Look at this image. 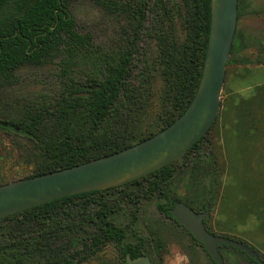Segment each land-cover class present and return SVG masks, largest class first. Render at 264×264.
<instances>
[{"label": "trees", "instance_id": "1", "mask_svg": "<svg viewBox=\"0 0 264 264\" xmlns=\"http://www.w3.org/2000/svg\"><path fill=\"white\" fill-rule=\"evenodd\" d=\"M74 1L0 0L1 88L16 85L17 70L27 65L50 64L59 79L56 91L44 90L0 107V130L23 137L36 164L33 174L1 178L0 185L64 170L142 142L175 122L198 90L211 0H90L122 21L118 44L108 48L79 31L71 10ZM241 15L239 5L238 19ZM145 40L156 45L149 59ZM242 46L236 32L231 54ZM250 62L249 57L243 61ZM206 135L181 158L139 180L1 219L0 264H78L109 244L120 251L118 264H126L127 255H147L152 264H162L164 245L158 240L153 250L145 243L127 242L112 198L133 190L134 204L141 194L154 195L162 200L158 210L170 219V210L179 202L204 212L209 200L201 194L178 198L172 180L177 162L200 150ZM205 225L211 232L206 220ZM223 248L232 249L220 246L221 254Z\"/></svg>", "mask_w": 264, "mask_h": 264}, {"label": "rangeland", "instance_id": "2", "mask_svg": "<svg viewBox=\"0 0 264 264\" xmlns=\"http://www.w3.org/2000/svg\"><path fill=\"white\" fill-rule=\"evenodd\" d=\"M239 5L242 15L236 32L243 46L231 54L227 65L217 118L201 149L177 162L172 188L180 199L196 194L208 199L210 213L205 220L210 231L251 247L264 261V0H238ZM71 10L79 31L91 34L95 44L107 48L118 44L120 18L90 0H75ZM142 43L145 57L151 58L154 40ZM247 57L252 60L249 64L243 63ZM16 74V85L0 86V107L58 89L59 79L50 64L23 66ZM35 165L27 141L0 130V179L31 175ZM133 193L121 192L112 198L127 242L145 243L153 250L158 240L164 245L162 264H213L187 232L158 210L162 200L141 194L143 198L132 204ZM222 254L226 264H254L233 248H223ZM119 259L118 247L109 244L78 264H118Z\"/></svg>", "mask_w": 264, "mask_h": 264}, {"label": "water", "instance_id": "3", "mask_svg": "<svg viewBox=\"0 0 264 264\" xmlns=\"http://www.w3.org/2000/svg\"><path fill=\"white\" fill-rule=\"evenodd\" d=\"M238 22V0H211L206 58L198 90L186 111L170 126L127 149L64 170L0 185V220L58 199L123 186L146 177L185 155L213 126L230 62ZM172 219L199 242L216 264H225L219 247L245 252L264 264L251 247L212 234L205 225L210 203L197 213L179 202ZM126 264H152L149 256L126 257Z\"/></svg>", "mask_w": 264, "mask_h": 264}, {"label": "flooded vegetation", "instance_id": "4", "mask_svg": "<svg viewBox=\"0 0 264 264\" xmlns=\"http://www.w3.org/2000/svg\"><path fill=\"white\" fill-rule=\"evenodd\" d=\"M174 221V220H173ZM175 222V221H174ZM205 222V221H204ZM176 223V222H175ZM200 245V244H199ZM201 246V245H200ZM202 247V246H201ZM220 248V247H219ZM204 250V249H203ZM220 250V249H219ZM224 258V257H223ZM212 260V259H211ZM213 264L215 263L213 260H212Z\"/></svg>", "mask_w": 264, "mask_h": 264}]
</instances>
